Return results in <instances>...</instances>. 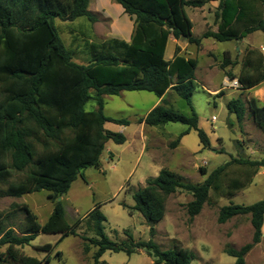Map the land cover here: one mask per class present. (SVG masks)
Returning <instances> with one entry per match:
<instances>
[{
  "label": "trees",
  "instance_id": "trees-1",
  "mask_svg": "<svg viewBox=\"0 0 264 264\" xmlns=\"http://www.w3.org/2000/svg\"><path fill=\"white\" fill-rule=\"evenodd\" d=\"M218 1L217 31L206 32L203 38L218 42L241 41L247 36L264 33V0H116L124 12L134 19L135 29L130 41L110 38L96 41L88 38L83 51L89 56L87 65L72 60L65 48L55 19L74 21L87 18L96 23L89 10L90 0H0V199L21 198L46 191L54 202V209L44 224L27 204H14L8 212L0 211V264H49L54 246L46 244L37 250L49 253L45 261L23 253L40 234L79 236L78 226L85 220L93 237L81 235L88 242L84 251L92 248L93 264L101 261L106 252L128 256L145 251L154 264H191L195 254L179 245L162 250L153 239L135 241L125 231L127 241L117 243L105 233V215L97 204L87 216L70 225L64 204L58 198L67 195L72 184L88 168L99 169L101 156L110 141L123 145L122 133L105 128L107 123L129 126L127 118H112L105 114L106 96L122 92H149L162 98L174 90L189 108L183 114L166 103L158 105L138 120L150 127L168 123L188 126L173 143L191 130L197 132L203 149L211 147L206 131L199 127V116L192 102L196 91L197 62L181 56L176 47L173 60H166L169 38L185 39L200 46L201 39L193 35V22L187 7L203 8ZM237 78L243 90H250L264 82V55L248 50ZM91 91L95 92L91 96ZM94 100L96 109L87 111L86 104ZM242 123L247 109L254 123L264 131V106L255 99L247 103L240 98L227 105ZM236 144L239 141H235ZM237 167L233 177L230 168ZM264 159L250 160L233 157L214 169L203 183L193 184L179 174L164 168L145 187L133 194L131 210L140 213L155 235L158 223L167 213V199L183 190L191 194L187 204L189 216H198L204 206L221 198H232L247 189ZM203 175L207 172L200 169ZM125 209L128 206L122 203ZM24 219L18 225L11 222L16 214ZM238 216H250L252 241L240 249L226 246L224 253L235 258V264H246V257L261 242L264 223V199L251 205L230 203L219 210L218 223L225 224ZM62 253L56 257L61 259Z\"/></svg>",
  "mask_w": 264,
  "mask_h": 264
},
{
  "label": "rangeland",
  "instance_id": "rangeland-1",
  "mask_svg": "<svg viewBox=\"0 0 264 264\" xmlns=\"http://www.w3.org/2000/svg\"><path fill=\"white\" fill-rule=\"evenodd\" d=\"M218 6V1H212L203 8H186L194 25L193 35L201 39V44L196 46L188 42L183 43L184 51L179 53L197 62L195 72L197 86L192 102L201 122L209 125L206 126L205 131L210 138L211 147L178 162L179 156H171L174 148L170 145L175 139L169 138L165 143L162 139L163 134H159L160 130L148 129L152 130L150 137L156 140L155 155L158 160L169 165L170 169L193 184L203 183L214 169L226 164L233 157L264 159V131L254 123L250 110L247 109L246 117L240 123L236 114H230L227 108L228 103L236 98L246 103L250 99H255L259 106H264V82L250 90L222 88L225 78L232 79L231 75L239 76L248 50H258L264 55V33L256 32L241 41L230 42L203 38L204 33L217 31ZM120 7L121 5L115 0H90L89 9L96 16V23L90 22L87 18H78L74 21L55 19L59 36L74 62L81 65L88 64L89 56L83 51L84 43L88 38L101 42L117 35L115 33L121 27L118 24L121 22ZM119 37L121 36L118 35L117 38ZM172 52L173 42L168 45L166 60L172 59ZM94 95L95 92L91 91V96ZM104 99V112L107 116L130 120L148 114L159 100L155 94L149 92H122L119 96H106ZM169 101L172 103L171 98ZM173 103L175 110L188 114L189 108L184 101L175 100ZM85 109L87 111L96 109L95 101L90 100ZM108 126L114 129L121 128L112 123ZM135 129H138V124L130 127L126 134L130 136ZM161 129L177 137L186 126L170 123ZM187 140L193 144L199 141V138L197 134L192 133ZM235 141L239 143L236 144ZM147 144L150 145V141ZM142 148L140 139L137 140L132 151H124V145L108 142L101 156V167L84 170L85 179L79 177L72 184L69 193L61 197L67 222L74 225L78 220H83L99 204L102 205L100 210L107 219L105 233L114 242L120 244L127 241L125 231H129L135 241L153 239L162 250L172 249L175 245L191 250L196 256L191 264H235L236 259L224 253L225 247L239 249L251 242L253 228L251 226L249 231L245 216L228 224H219V210L230 203L250 205L263 200L264 167L259 170L260 173L255 177L254 184L232 198H221L217 203L206 204L201 217L197 220L192 219L187 211V204L193 199L191 194L179 190L167 199L166 216L157 224L156 233L152 236L144 217L137 211L131 210L135 204L133 194L144 187L140 177L154 175L148 166L152 148L150 146L146 151ZM110 152L114 154L110 156ZM181 163L184 165L179 168L180 170L178 169L180 173L174 165L181 166ZM200 169H205L207 174L203 175ZM236 169L235 166L231 167L229 176L233 177ZM122 203L128 208L121 206ZM14 204H27L38 216L40 224L47 222L54 209V202L49 199V193L46 191L21 198H1L0 211L8 212ZM23 219L24 215L19 213L11 219V222L18 225ZM201 228L206 234L210 233L203 234ZM77 231L79 236L40 234L35 241L22 249L23 253L45 261L49 253L39 251L37 247L51 244L54 249L50 253L49 264H93L92 256L95 249L92 248L86 253L84 248L89 244L81 238V235L93 237V233L87 229L85 220L78 226ZM228 240L234 242L228 243ZM5 249V247L1 248L0 253ZM57 252L62 253L61 259L56 257ZM101 261L107 264H154V259L143 250L131 256L124 252H106ZM43 264L47 263L43 262Z\"/></svg>",
  "mask_w": 264,
  "mask_h": 264
},
{
  "label": "crops",
  "instance_id": "crops-1",
  "mask_svg": "<svg viewBox=\"0 0 264 264\" xmlns=\"http://www.w3.org/2000/svg\"><path fill=\"white\" fill-rule=\"evenodd\" d=\"M116 1V0H115ZM90 10V9H89ZM119 18H121V22H118V24H120V28L118 29V31H116L117 33H115V34H117V35H115L114 37H112V38H117L118 37V35L119 36H121V37H119L118 39H120L121 38V40H125V41H130L131 40V37H132V34H133V32H134V29H135V22H134V19L133 18H131L129 15H127L125 12H124V9H123V7L121 6L120 7V14H119ZM116 23V22H115ZM114 23V24H115ZM214 32H216V30L214 31ZM110 39V38H109ZM171 42H173V52H172V54H171V57H172V59L171 60H173L174 59V57H175V51H176V47L178 46V47H180L181 48V51L183 52L184 51V48H185V46L183 45V43H186L187 42V40H185V39H179V40H176L175 38H173V36H171L170 38H169V41H168V44H167V49H168V45H169V43H171ZM166 52H167V50H166ZM174 56V57H173ZM165 57H166V55H165ZM170 60V61H171ZM172 96H174V97H172ZM170 98H171V100H172V103L169 101L170 100ZM159 100L156 102V104L153 106L154 108L155 107H157L158 105H162L163 103H166L167 104V106H169V107H171V106H173V102H175V100L177 101V102H179V100H181L180 99V97L178 96V94L174 91V90H168L167 91V93L162 97V98H158ZM174 107V106H173ZM154 108H152V110L154 109ZM151 110V111H152ZM150 111V112H151ZM149 113V112H148ZM147 115V114H146ZM145 115V116H146ZM145 116H140V117H137V118H134L133 120H130L129 118H127V119H129L130 121H131V124L129 125V126H119V125H117V126H119V127H121V128H116V129H114V128H109V124L110 123H107L106 125H105V128L107 129V130H109V131H112V132H117L118 131V133L119 132H122V133H124L125 134V136H126V139H127V141L123 144L124 146H125V149H124V151H132L133 150V148H134V146H135V143L137 142V140L138 139H140V141L142 142V144H143V148H142V150L143 151H146L147 149H148V147H150L151 146V154H150V162H149V164H148V166H149V168H150V170L151 171H153L154 172V175L153 176H150V177H147V176H141L140 177V181H141V183L144 185V187L146 186V184H147V181L150 179V178H155V177H157L158 175H159V173H160V171L162 170V169H164V168H167V169H169V170H171V171H173L172 169H170L171 167L169 166V165H165L164 163H162V161H159L158 160V157L155 155V153H156V147H157V145H156V140L154 139V138H152V136L150 137V133L152 132V130L151 131H149L148 129L149 128H152V129H155V130H160V132H159V134L160 135H162L163 137H162V139L164 140V142L166 143V142H168L167 141V139H177L183 132H185L187 129H188V126H186V129L185 130H183L182 132H180L179 134H178V136L176 137L174 134H172V133H169V132H166V131H164V129H161L162 127H164V126H161V127H150V126H147L145 123H139L138 122V120L140 119V118H143V117H145ZM134 124H138V129H135L133 132H132V134L129 136V135H127L126 134V131L130 128V127H132ZM168 124H170V123H168ZM175 124H179V123H175ZM181 124V123H180ZM167 125V124H166ZM165 125V126H166ZM206 126H208L209 127V125L206 123V122H204V123H202L201 122V120H200V118H199V127H201V128H203L204 130H206ZM110 129H112V130H110ZM162 132V133H161ZM192 133H195V134H197V132L196 131H194V130H191L190 132H189V134H187V135H185V136H183L181 139H180V141H179V143H178V145H177V147H175L174 148V151H173V153H171V156H179V159H177L178 160V162H182L184 159H185V157H191L192 155H194V154H196V153H198V152H202V151H204L205 149H203V146H202V144H201V142H200V139H199V141L197 140V142H194L193 144H191V143H189V140H187V137L188 136H190ZM197 136H198V134H197ZM199 138V137H198ZM160 140H161V138H160ZM148 141H150V145H148L147 143H148ZM172 142H174V140L172 141ZM114 153L113 152H110V156H112ZM176 160V159H175ZM174 163H172V165H173ZM182 165H184L183 163H181V166L180 165H178V164H175L174 165V167H176L175 169H179L180 167L182 168L183 166ZM180 170V169H179ZM178 170V171H179ZM173 172H175V173H177L176 171H173ZM180 172V171H179ZM181 173V172H180ZM260 173V171L258 172V174ZM178 174V173H177ZM257 174V175H258ZM180 175V174H179ZM256 175V176H257ZM255 176V177H256ZM255 177H254V179H255ZM254 179H253V182H252V184H254ZM251 184V185H252ZM235 204V203H234ZM239 205H244V204H239ZM251 205V204H250ZM247 206V205H246ZM223 207V206H222ZM201 214H202V212L198 215V216H196L194 219L195 220H197L198 218H200L201 217ZM241 216H238V217H235V218H233V219H231V220H229L227 223H225V224H228L230 221H233V220H236V219H238V218H240ZM246 218H247V220H248V228H249V231L251 230V221H250V216H245ZM206 231L208 232V229L206 228ZM201 232L204 234H206V232L201 228ZM210 233V232H209ZM208 233V234H209ZM208 234H206V235H208ZM229 242L228 243H231V242H234V241H232V240H228ZM250 243V242H249ZM243 247V246H242ZM241 248V247H240ZM239 248V249H240ZM94 249V248H93ZM102 259V258H101ZM246 264H264V223H263V227H262V238H261V242L260 243H258L252 250H251V252L247 255V257H246Z\"/></svg>",
  "mask_w": 264,
  "mask_h": 264
},
{
  "label": "built area",
  "instance_id": "built-area-1",
  "mask_svg": "<svg viewBox=\"0 0 264 264\" xmlns=\"http://www.w3.org/2000/svg\"><path fill=\"white\" fill-rule=\"evenodd\" d=\"M223 90L231 89V90H242V85L238 81V79H230V78H225L223 82Z\"/></svg>",
  "mask_w": 264,
  "mask_h": 264
},
{
  "label": "water",
  "instance_id": "water-1",
  "mask_svg": "<svg viewBox=\"0 0 264 264\" xmlns=\"http://www.w3.org/2000/svg\"><path fill=\"white\" fill-rule=\"evenodd\" d=\"M62 200V198H58V202H60Z\"/></svg>",
  "mask_w": 264,
  "mask_h": 264
}]
</instances>
